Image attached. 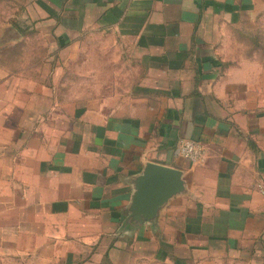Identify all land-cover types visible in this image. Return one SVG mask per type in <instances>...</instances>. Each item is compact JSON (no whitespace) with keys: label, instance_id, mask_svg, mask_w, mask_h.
<instances>
[{"label":"crops","instance_id":"0c3cea01","mask_svg":"<svg viewBox=\"0 0 264 264\" xmlns=\"http://www.w3.org/2000/svg\"><path fill=\"white\" fill-rule=\"evenodd\" d=\"M8 1L0 264H264V0ZM150 162L183 181L153 214Z\"/></svg>","mask_w":264,"mask_h":264},{"label":"water","instance_id":"95a60500","mask_svg":"<svg viewBox=\"0 0 264 264\" xmlns=\"http://www.w3.org/2000/svg\"><path fill=\"white\" fill-rule=\"evenodd\" d=\"M159 184L157 186V180ZM141 186L136 195V205L143 199L155 201L152 206V214L154 209L159 206L168 196L178 193L182 188V173L176 168L166 165L150 162L146 165L142 174ZM159 187V189H156ZM156 189V190H155ZM155 193L153 197H148ZM164 194V195H163Z\"/></svg>","mask_w":264,"mask_h":264},{"label":"rangeland","instance_id":"374dc122","mask_svg":"<svg viewBox=\"0 0 264 264\" xmlns=\"http://www.w3.org/2000/svg\"><path fill=\"white\" fill-rule=\"evenodd\" d=\"M17 7H18L17 5H12L8 0H0V27L4 22H6L7 19H10V18L11 20L15 19V17L18 15L16 11ZM255 22H258L259 25L257 23L256 25H253L256 27L252 28L250 37L248 36V38L252 39L254 37H257V38L261 37L262 44L258 45L256 49L262 50L264 54V12L258 15ZM13 36L14 35H12V37ZM31 40H32L31 41L32 44H27V46L25 47L27 52H31V51L34 52L35 50L38 51L39 49L42 48V45L38 46V43H34V38ZM39 41L41 42V40ZM22 47L23 46H21L20 48L18 47L16 50H20Z\"/></svg>","mask_w":264,"mask_h":264},{"label":"built area","instance_id":"2783aa9c","mask_svg":"<svg viewBox=\"0 0 264 264\" xmlns=\"http://www.w3.org/2000/svg\"><path fill=\"white\" fill-rule=\"evenodd\" d=\"M179 153L182 157L189 160L191 163H199L203 161L206 155L205 146L191 139L182 140L179 144ZM259 190L264 195V186L259 184Z\"/></svg>","mask_w":264,"mask_h":264}]
</instances>
